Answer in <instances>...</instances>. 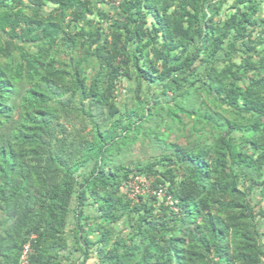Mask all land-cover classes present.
<instances>
[{
  "label": "trees",
  "instance_id": "obj_1",
  "mask_svg": "<svg viewBox=\"0 0 264 264\" xmlns=\"http://www.w3.org/2000/svg\"><path fill=\"white\" fill-rule=\"evenodd\" d=\"M262 9L0 0V264H263Z\"/></svg>",
  "mask_w": 264,
  "mask_h": 264
},
{
  "label": "rangeland",
  "instance_id": "obj_2",
  "mask_svg": "<svg viewBox=\"0 0 264 264\" xmlns=\"http://www.w3.org/2000/svg\"><path fill=\"white\" fill-rule=\"evenodd\" d=\"M107 10L110 12V13H114V9L111 8V7H108ZM125 88L126 90H122V93L124 96H121L119 97L118 99V102L119 104L121 105H124L125 104H128L130 105L132 103V94H133V90H134V87H133V82H127L125 84ZM147 152L150 153V151H152L151 149H148L146 150ZM131 156H133L134 159L137 158V156H140V157H143L144 155L142 154V151L138 152V149L137 148H132L130 154ZM90 170V167H86L83 172L87 173L88 171ZM130 196V195H129ZM252 200L254 201V203L258 202L259 201V197L257 195H253L252 196ZM90 209H86L87 212H89ZM92 210V209H91ZM75 225V219H74V214L71 212L69 214V217H68V240H69V251H72L73 252V255L71 257V259H75V258H78V256L80 255V252L77 251V250H74L75 249V238H74V232L72 231V228L73 226ZM120 226H124V223H121ZM68 252V251H67ZM64 254H67V253H64ZM69 262L68 261H64L62 264H68ZM85 264H97V261H96V258L95 257H92L91 259H89Z\"/></svg>",
  "mask_w": 264,
  "mask_h": 264
},
{
  "label": "built area",
  "instance_id": "obj_3",
  "mask_svg": "<svg viewBox=\"0 0 264 264\" xmlns=\"http://www.w3.org/2000/svg\"><path fill=\"white\" fill-rule=\"evenodd\" d=\"M148 184L146 182H143L142 179L139 177L135 178L131 182V191H130V197L135 198L138 194H142L144 192H148ZM167 203L171 204L173 207V203L170 199L167 200ZM31 252V247L29 242L25 243L22 247L20 258L18 264H30L29 262V255Z\"/></svg>",
  "mask_w": 264,
  "mask_h": 264
},
{
  "label": "crops",
  "instance_id": "obj_4",
  "mask_svg": "<svg viewBox=\"0 0 264 264\" xmlns=\"http://www.w3.org/2000/svg\"><path fill=\"white\" fill-rule=\"evenodd\" d=\"M113 1H115V0H113ZM260 15L262 16V17H264V10L262 9V11L260 12ZM264 264V263H263Z\"/></svg>",
  "mask_w": 264,
  "mask_h": 264
}]
</instances>
